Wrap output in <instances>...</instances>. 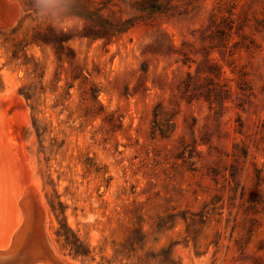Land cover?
I'll list each match as a JSON object with an SVG mask.
<instances>
[{
  "label": "rangeland",
  "instance_id": "rangeland-1",
  "mask_svg": "<svg viewBox=\"0 0 264 264\" xmlns=\"http://www.w3.org/2000/svg\"><path fill=\"white\" fill-rule=\"evenodd\" d=\"M15 246L0 264H264V0H0Z\"/></svg>",
  "mask_w": 264,
  "mask_h": 264
},
{
  "label": "trees",
  "instance_id": "trees-1",
  "mask_svg": "<svg viewBox=\"0 0 264 264\" xmlns=\"http://www.w3.org/2000/svg\"><path fill=\"white\" fill-rule=\"evenodd\" d=\"M75 15L79 16L80 18L90 20V17H86V15L82 13H74ZM49 32L46 33H38L37 37L33 39L34 42L37 44H54L58 48V56L61 60L64 59L62 53L66 48H70L66 45V43L74 36L71 35L65 31H56V29L53 26H49ZM107 29L103 30H97V29H87L85 33H82L83 35L91 36L93 39L100 38L103 36H109L107 33ZM115 34V33H114ZM110 40V39H109ZM70 51L72 52L71 58H74V53L70 48ZM60 228L58 230V236L60 239H62L65 247H67L71 254L79 255V254H85V251L83 249V245L81 241L76 237V235L73 233V231L68 226L65 217L62 218L60 221Z\"/></svg>",
  "mask_w": 264,
  "mask_h": 264
},
{
  "label": "bare ground",
  "instance_id": "bare-ground-1",
  "mask_svg": "<svg viewBox=\"0 0 264 264\" xmlns=\"http://www.w3.org/2000/svg\"><path fill=\"white\" fill-rule=\"evenodd\" d=\"M33 182V181H32ZM22 183V182H21ZM33 184V183H32ZM24 185V184H23ZM18 186V185H17ZM19 187H20V184H19ZM26 188H27V186H26ZM36 188H38V187H36ZM21 189V188H20ZM28 190H30V189H28ZM27 190V191H28ZM34 191H35V188H34ZM20 192V191H19ZM26 193H28V192H26ZM22 194H23V192H22ZM40 194V193H39ZM24 195H25V193H24ZM23 195V196H24ZM22 196V195H21ZM22 196V197H23ZM20 197V196H19ZM41 197V196H40ZM21 200H22V198H21ZM21 204V203H20ZM41 204V203H40ZM43 206V205H42ZM26 209V208H25ZM24 209V210H25ZM23 212V211H22ZM21 212V213H22ZM25 212H26V215L28 216L29 215V211L26 209L25 210ZM25 212H23V213H25ZM47 212V211H46ZM32 213V212H31ZM23 215V214H22ZM23 217H24V215H23ZM32 217V216H31ZM24 219H25V217H24ZM22 220V219H21ZM27 220V219H26ZM47 220V219H46ZM31 221V220H30ZM22 223H24V222H22ZM32 223V222H31ZM45 225V224H44ZM43 225V226H44ZM21 226V225H20ZM26 226V225H25ZM47 226V225H46ZM47 228V227H46ZM18 230H16L15 232H17ZM20 231H22V230H20ZM19 233V232H18ZM26 237V236H25ZM48 238H49V236H48ZM13 240H14V238H13ZM50 240V239H49ZM49 240H48V242H49ZM20 240H18V242H19ZM17 242V243H18ZM50 243V242H49ZM32 245H33V243H32ZM40 245V244H39ZM17 246L19 247V243L17 244ZM17 246H15L11 251H9V252H0V259H4L5 257H6V255H10V254H13L14 252H16V251H18L17 249H15ZM51 247H52V245H50ZM41 247V246H40ZM40 247H38V248H40ZM47 247V246H46ZM11 249V248H10ZM1 250H3V249H1ZM54 250V249H53ZM6 251V250H5ZM40 252H42L41 250H40ZM46 252V251H45ZM21 253V252H20ZM23 253H24V251H23ZM25 254H26V252H25ZM24 254V255H25ZM40 254V253H39ZM36 256H38V255H36ZM10 257V256H9ZM21 257V256H20ZM14 258V257H13ZM34 258H36V257H34ZM59 259H61V258H59ZM65 260V259H64ZM66 262H67V260H65ZM58 262H59V260H58ZM69 262V261H68ZM72 263V262H71ZM75 263V262H74ZM34 264V263H33ZM52 264V263H51ZM73 264V263H72ZM76 264V263H75Z\"/></svg>",
  "mask_w": 264,
  "mask_h": 264
},
{
  "label": "clouds",
  "instance_id": "clouds-1",
  "mask_svg": "<svg viewBox=\"0 0 264 264\" xmlns=\"http://www.w3.org/2000/svg\"><path fill=\"white\" fill-rule=\"evenodd\" d=\"M36 5L39 7L40 5H48L52 2V0H35Z\"/></svg>",
  "mask_w": 264,
  "mask_h": 264
}]
</instances>
